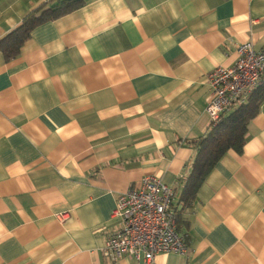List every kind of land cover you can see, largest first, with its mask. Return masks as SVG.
Wrapping results in <instances>:
<instances>
[{"label":"crops","instance_id":"0c3cea01","mask_svg":"<svg viewBox=\"0 0 264 264\" xmlns=\"http://www.w3.org/2000/svg\"><path fill=\"white\" fill-rule=\"evenodd\" d=\"M48 1L0 0V39ZM245 43L264 48V0H84L0 53V264H264V102L180 201L207 77ZM146 177L173 190L187 253L110 260L116 200Z\"/></svg>","mask_w":264,"mask_h":264},{"label":"built area","instance_id":"2783aa9c","mask_svg":"<svg viewBox=\"0 0 264 264\" xmlns=\"http://www.w3.org/2000/svg\"><path fill=\"white\" fill-rule=\"evenodd\" d=\"M236 54L233 66L216 68L207 77L211 93L204 112L209 126L243 104L263 82L264 48L256 51L245 43ZM173 199V190L154 177L144 178L121 194L111 213L119 226L107 234L103 256L113 261L127 257L151 262L158 254H186L184 238L176 228Z\"/></svg>","mask_w":264,"mask_h":264},{"label":"trees","instance_id":"16d2710c","mask_svg":"<svg viewBox=\"0 0 264 264\" xmlns=\"http://www.w3.org/2000/svg\"><path fill=\"white\" fill-rule=\"evenodd\" d=\"M84 5V0H50L29 12L11 31L0 39V53L5 63L14 60L38 26L69 15ZM264 102V79L246 101L224 114L215 125L186 145L195 150L188 174L183 178L180 194L181 211L191 209L196 193L219 160L229 151L242 152L247 140V127ZM178 230L179 216L175 214Z\"/></svg>","mask_w":264,"mask_h":264}]
</instances>
